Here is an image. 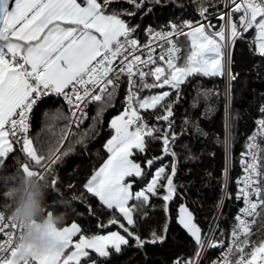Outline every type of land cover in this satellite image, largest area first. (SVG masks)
<instances>
[{
	"label": "snow or ice",
	"instance_id": "snow-or-ice-1",
	"mask_svg": "<svg viewBox=\"0 0 264 264\" xmlns=\"http://www.w3.org/2000/svg\"><path fill=\"white\" fill-rule=\"evenodd\" d=\"M169 3L188 18L176 17L173 11L167 22L142 27L144 17ZM192 3L195 14L190 15L176 0H0V167L6 166L18 146L23 156L15 160L22 171L18 182L23 177H48L49 193L64 197L57 187L59 166L76 154L78 146L87 152L89 141L100 136L105 114L115 107L126 82L123 110L107 124L109 138L103 143L106 158L86 174L84 191L79 195L71 191L73 184L67 185L71 193L68 205L73 201L85 204L89 216L97 218L96 231L90 224L85 230L78 222L62 226L57 233L63 241L59 250L27 257L20 264H111L127 248L146 252L148 246L166 241L169 202L178 195L185 202L179 205L176 222L194 249L187 256H176L171 264H203L211 250H219V255L209 264H264V234L253 239L257 225L258 232L264 229V104L255 120L256 129L247 136L239 157L242 174L235 180V199L242 206L230 230L220 226V210L232 195L233 121L239 119L232 114L234 82L240 76L234 66V49L238 42H246L250 54L264 60V0ZM141 31L144 41L139 38ZM246 34L251 38L246 39ZM217 77L223 78L224 91L206 88L197 81L196 95L177 131L175 112L183 102L186 86L195 78ZM221 99L224 138L221 141L217 136L215 143H222L225 163L218 181L216 212L205 231L188 206L187 192H180L185 185L176 183L179 154L175 146L185 134L193 140L208 138L201 120L213 117ZM49 101L60 103L51 113L43 108ZM201 104L203 110L195 115ZM92 105L95 114L83 127ZM42 108L44 135L38 133L34 140L30 126ZM149 110L155 122L142 114ZM149 142L161 145V155L146 159L145 168L136 157L148 152ZM181 148L185 161L199 158L189 144ZM168 157L169 164L161 163L144 183L148 169ZM206 175L211 177V173ZM18 182L8 186L6 180L2 192L0 264H14L11 258L26 227L9 214ZM137 182L143 183L139 189L135 188ZM188 186H193L192 181ZM85 192L98 201V208H93ZM152 198L162 201L165 223L160 232L153 229L148 237H142L137 216L143 219L149 215L147 207H157ZM54 209L55 201L48 203L49 215ZM105 210L112 213L106 223L97 215ZM117 225L123 234L109 230Z\"/></svg>",
	"mask_w": 264,
	"mask_h": 264
},
{
	"label": "trees",
	"instance_id": "trees-1",
	"mask_svg": "<svg viewBox=\"0 0 264 264\" xmlns=\"http://www.w3.org/2000/svg\"><path fill=\"white\" fill-rule=\"evenodd\" d=\"M176 4H183L186 6L187 11L190 15L195 14V5L192 0H176ZM128 7L127 4L124 5ZM176 17L188 18L182 15L180 9H176L175 5L169 3L163 9L159 6L156 7L154 15H149L144 17L142 22V27L152 24L153 26H158L167 22L172 17V13ZM214 11V9H210ZM136 20H140V16L136 17ZM179 23V19L176 20ZM215 19L213 23H215ZM140 32L139 38H141ZM251 37L246 34V39ZM234 66L235 70L240 73V76L236 82H234V99L232 104V114L233 116L239 115V119L233 121L234 128L233 132L235 135V141L233 143L232 156H233V167L231 170V183L230 192L232 193L231 198L225 201L222 208V216L220 221L221 228L225 230H230L232 220V214L235 210V203L233 201V195L236 191L235 180L240 175L241 168L239 166V157L241 151L244 150V142L247 136L250 135L255 125V120L260 118L259 108L264 104V60H261L257 56L250 54L247 43L238 42L234 49ZM199 81L206 88H218L220 92L224 91L225 83L223 78L217 77L214 79L208 78H195L193 81L186 86L185 95L181 105H178L175 112V125L176 130L179 131L180 123L182 117L189 111V106L192 102L193 97L196 95V83ZM126 93V82L124 87L121 88L120 94L115 102V107L107 111L104 118L103 130L100 136L95 140H90L88 143L87 152L83 148L77 147L76 154L70 155L66 158L65 163L60 165L58 168L59 182L57 187L61 192H64V197L69 198L70 190L67 188L68 184H73L74 187L71 191H74L79 195L83 190L82 184L85 180L86 174L90 175L93 167H99L106 158V153L103 150V143L109 138V130L107 128L108 121L113 115L118 114L122 111L121 101ZM147 94V93H145ZM60 106L58 101H49L48 104L43 106L51 112H54L57 107ZM37 112L32 120L30 126V135L36 140L37 134L40 133L41 136L44 134L41 132L44 123V117L42 116V111ZM203 110V105L201 104L196 110H194L195 115H199V112ZM64 111L67 112L66 106H64ZM152 110L148 113H142L146 117L154 121V117L150 115ZM89 120L83 125L87 127L88 123L91 122V116L95 114V106L92 105L88 109ZM201 126L206 132L209 133L208 138L197 137L192 139L190 134H185L183 139H181L175 146V150L179 154V174L176 177L177 184H184L185 188H181L180 192H187V203L190 209L195 213L198 223L202 228L207 231L209 222L212 220L213 214L216 212L215 204L219 198V178L221 177L222 169L224 167L225 158L223 145L215 143V138L219 136L222 141L224 138V109L223 102L217 106V111L210 120H201ZM150 147L146 154L137 156L136 159L142 163V166L147 168L143 163L146 159H150L153 156L161 155V145L156 142H149ZM182 144H189L193 152L199 157L195 161H185L184 155L185 150L181 148ZM39 144H37V147ZM99 152V155L97 153ZM214 152L215 156L209 155V153ZM23 159L22 154L19 152L18 146L13 154H10L7 159V164L4 167H0V205L3 204L4 200L2 197V192L6 190L5 181L7 180V185L10 186L18 182L22 171L19 170L18 164L15 162L16 158ZM170 157L163 159L160 162L155 163V165L148 169V175L144 179V183L150 179L153 171L156 167H159L161 163L169 164ZM191 169V173H189ZM170 170V169H169ZM211 173V177L206 174ZM15 179H12V178ZM188 181H192L193 186H188ZM143 186V183L137 182L135 188L139 189ZM85 196L88 197L89 203L93 208H98V201L92 198L90 194L85 192ZM60 196L56 193H49L47 196V202L52 203L55 201V209L57 212L65 213V221L63 226H70L72 222H78L87 230L89 224L91 225L92 231H96L95 225L97 223V218L95 216H89L88 208L85 204L79 201H73L70 205L60 206L58 201ZM198 200V203L193 205L192 201ZM185 202L178 195L174 197V200L169 202L170 207V217L169 228L167 232V239L165 242L157 244L155 246H148L147 251H139L135 248H127L124 252L116 257L111 264H171V261L178 255L184 254L185 256L190 254V251L194 249V244L188 237L187 233L181 228V226L176 222V216L178 214L179 205ZM152 203H155L157 207L152 209L150 206L147 207L149 215L143 219L137 216V224L139 226V232L142 237H148L149 233L155 229L160 232L165 223V214L163 212V203L161 200L152 198ZM97 215L100 220L104 223L112 215L111 212L105 210L103 212L98 211ZM119 216L118 213L115 214ZM122 219V218H121ZM253 229L257 236L264 234V229L257 231V228ZM109 230H122L117 226H109ZM101 234H104L103 232ZM123 234V233H122ZM219 236V232L217 233ZM228 231H226L225 239H227ZM94 255V254H93ZM219 255V250H211L206 253V257L203 260V264H209V261L215 259Z\"/></svg>",
	"mask_w": 264,
	"mask_h": 264
},
{
	"label": "clouds",
	"instance_id": "clouds-1",
	"mask_svg": "<svg viewBox=\"0 0 264 264\" xmlns=\"http://www.w3.org/2000/svg\"><path fill=\"white\" fill-rule=\"evenodd\" d=\"M51 188L50 179L38 180L35 177H23L16 185L11 198L9 214L13 219L23 222L25 230L18 237L17 251L11 259L14 264L31 256H44L59 250L63 241L57 234L65 221V213L52 211L49 215L47 196ZM60 206L70 203L68 198L60 197Z\"/></svg>",
	"mask_w": 264,
	"mask_h": 264
},
{
	"label": "built area",
	"instance_id": "built-area-1",
	"mask_svg": "<svg viewBox=\"0 0 264 264\" xmlns=\"http://www.w3.org/2000/svg\"><path fill=\"white\" fill-rule=\"evenodd\" d=\"M142 41H144L145 40V35H144V33L142 32V34H141V38H140ZM157 51H159V50H157ZM88 111V110H87ZM256 129V127L254 128V130ZM253 130V131H254ZM242 174V170H241V172H240V175ZM236 192V191H235ZM226 201V200H225ZM233 201H234V203L236 204L235 205V210H234V212H233V214H232V220H233V218H234V216H235V214L237 213V211H238V208L240 207V206H242V202H239V201H237L236 199H235V193H234V195H233ZM225 203V202H224ZM220 211H222V209L220 210Z\"/></svg>",
	"mask_w": 264,
	"mask_h": 264
},
{
	"label": "rangeland",
	"instance_id": "rangeland-1",
	"mask_svg": "<svg viewBox=\"0 0 264 264\" xmlns=\"http://www.w3.org/2000/svg\"><path fill=\"white\" fill-rule=\"evenodd\" d=\"M154 172H155V170L153 171V173H154ZM153 173H152V174H153ZM150 179H151V177H150ZM150 179H149V180H150ZM77 238H78V237H77ZM75 239H76V238H75Z\"/></svg>",
	"mask_w": 264,
	"mask_h": 264
},
{
	"label": "bare ground",
	"instance_id": "bare-ground-1",
	"mask_svg": "<svg viewBox=\"0 0 264 264\" xmlns=\"http://www.w3.org/2000/svg\"><path fill=\"white\" fill-rule=\"evenodd\" d=\"M229 200V199H228ZM227 202V201H226ZM226 204V203H225ZM225 206V205H224ZM224 208V207H223Z\"/></svg>",
	"mask_w": 264,
	"mask_h": 264
},
{
	"label": "crops",
	"instance_id": "crops-1",
	"mask_svg": "<svg viewBox=\"0 0 264 264\" xmlns=\"http://www.w3.org/2000/svg\"><path fill=\"white\" fill-rule=\"evenodd\" d=\"M75 239V238H74Z\"/></svg>",
	"mask_w": 264,
	"mask_h": 264
}]
</instances>
